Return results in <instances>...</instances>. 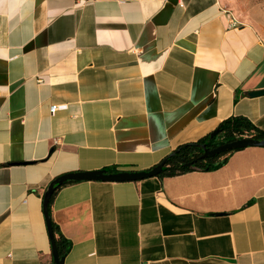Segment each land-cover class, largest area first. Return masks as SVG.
<instances>
[{
    "label": "crops",
    "instance_id": "crops-1",
    "mask_svg": "<svg viewBox=\"0 0 264 264\" xmlns=\"http://www.w3.org/2000/svg\"><path fill=\"white\" fill-rule=\"evenodd\" d=\"M224 2L0 0V264H54L55 179L146 173L235 116L264 132V41ZM227 163L63 188L64 264H264V148Z\"/></svg>",
    "mask_w": 264,
    "mask_h": 264
},
{
    "label": "trees",
    "instance_id": "trees-1",
    "mask_svg": "<svg viewBox=\"0 0 264 264\" xmlns=\"http://www.w3.org/2000/svg\"><path fill=\"white\" fill-rule=\"evenodd\" d=\"M216 131H218L219 135L215 138H212L213 132L197 142H191V144L177 147L175 152L161 161V163L163 161L166 163L164 171L158 179L177 178V176L191 174L192 172L207 173L218 171L228 164L227 162L231 155L241 150L230 151L217 156H206L207 150L212 151L221 147V145L233 143L237 140L254 139L259 142H264V132L259 130L248 118L243 116H235L223 121ZM116 172V169L108 171L109 174H116ZM73 184H78V182H70L64 186H55V191L48 207V215L51 217L53 230L52 237L49 232L50 244L52 248L53 246L56 247L60 260L64 261L71 252L72 244L64 237L59 226L53 221L52 208L59 191ZM43 200L45 201V199Z\"/></svg>",
    "mask_w": 264,
    "mask_h": 264
},
{
    "label": "water",
    "instance_id": "water-1",
    "mask_svg": "<svg viewBox=\"0 0 264 264\" xmlns=\"http://www.w3.org/2000/svg\"><path fill=\"white\" fill-rule=\"evenodd\" d=\"M249 98H261L264 97V90L262 91H255L250 92L248 95ZM218 131L212 134V138L218 136ZM252 147L264 148V142H259L257 140H237L233 143H228L225 145H221V147L209 151H206V156H217L221 155L222 153H227L230 151L236 150H245ZM165 161H163L158 167L150 171H146V173H138V172H131V173H116V174H109L108 171H100V172H85V173H73L70 175H65L63 177L57 178L55 182L51 184L48 191L45 194V201H44V215L46 217L47 227L52 237L53 230L51 226V217L48 215V207L50 204V200L52 195L55 191V186H64L70 182H78V183H86V182H105V183H131V182H141L145 181L146 179L151 178H158L161 176L162 172L165 168ZM53 260L55 264H64V260H60L59 255L57 253L56 247L53 246Z\"/></svg>",
    "mask_w": 264,
    "mask_h": 264
},
{
    "label": "rangeland",
    "instance_id": "rangeland-1",
    "mask_svg": "<svg viewBox=\"0 0 264 264\" xmlns=\"http://www.w3.org/2000/svg\"><path fill=\"white\" fill-rule=\"evenodd\" d=\"M225 9L250 25L264 41V0H224Z\"/></svg>",
    "mask_w": 264,
    "mask_h": 264
},
{
    "label": "built area",
    "instance_id": "built-area-1",
    "mask_svg": "<svg viewBox=\"0 0 264 264\" xmlns=\"http://www.w3.org/2000/svg\"><path fill=\"white\" fill-rule=\"evenodd\" d=\"M225 11H226V15H228V17L231 20V24L237 25V23H236L234 17L232 16V14L229 11H227V10H225ZM65 110H67V108L65 106H56L55 105L51 109V114L53 115V114H56L59 111H65Z\"/></svg>",
    "mask_w": 264,
    "mask_h": 264
}]
</instances>
